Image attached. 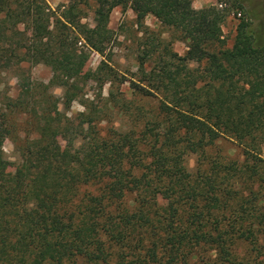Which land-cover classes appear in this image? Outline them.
Masks as SVG:
<instances>
[{
	"label": "trees",
	"instance_id": "1",
	"mask_svg": "<svg viewBox=\"0 0 264 264\" xmlns=\"http://www.w3.org/2000/svg\"><path fill=\"white\" fill-rule=\"evenodd\" d=\"M231 6L244 16L234 45L223 48ZM86 7L94 9L92 28L83 22ZM116 7L132 9L140 27L154 15L188 47L183 57L165 47L184 67L166 62L147 72L141 62L149 83L133 84L145 97L160 96L155 142L143 157L122 133L88 139L83 129L103 120L101 110L71 119L48 92L62 87L70 108L90 51L105 56L114 39ZM24 62L53 75L48 84L24 77L19 96L0 110V264H197L209 251L213 264H264V0L200 9L193 0H71L58 12L46 0H0V75ZM188 62L205 66L198 75ZM93 76L103 84L117 75L102 60ZM12 113L25 116L22 139ZM13 136L29 158L8 174L4 143ZM224 137L243 147V163L215 160L188 171V147ZM158 186L169 193L166 205ZM251 235L254 247L240 257L236 247Z\"/></svg>",
	"mask_w": 264,
	"mask_h": 264
},
{
	"label": "rangeland",
	"instance_id": "2",
	"mask_svg": "<svg viewBox=\"0 0 264 264\" xmlns=\"http://www.w3.org/2000/svg\"><path fill=\"white\" fill-rule=\"evenodd\" d=\"M46 1L52 9L58 12L71 0ZM246 1L247 7H259L262 2V0ZM212 4H218V0H193V6L196 9ZM84 13L86 17L83 18V22L91 28L94 27V9L86 7ZM243 16L244 13L241 10L230 7L222 25L223 36L220 46L232 48L238 23ZM109 27L115 31L114 39L109 44L105 56L97 51H90V59L80 74L79 82L82 91L78 98L72 102L70 108L64 109L62 103L64 89L62 87H51L48 92L60 98V110L66 112L71 119L75 120L84 111L101 110L100 115L103 120L97 125L93 123V130L87 126L83 129V135L88 139L95 135L94 131L97 132L96 135L100 136H105L107 133L118 136L122 133L127 141L130 140L140 145L139 155L143 157L147 154L148 147L155 142V133L158 127L155 115L160 96L154 94L145 97L138 90L139 87L135 86L136 83L140 86H147L149 83L140 68L141 62H144L143 67L147 72L153 68L161 67L166 62L171 63L170 67H184L183 61L175 57L171 59L166 54L165 47L168 45L170 51L183 57L188 48L187 43L178 39V34L162 24L154 15H148L144 27H140L136 14L130 8L124 10L121 7H116L111 14ZM102 60L113 67L117 75L105 80L103 84L97 82L93 76ZM204 66V62H188L186 67L194 68L199 75ZM52 75L49 66L41 63L30 65L27 62L2 72L0 75V110L4 109L8 98L16 99L19 96L24 77L30 78L32 83L48 84ZM10 117L16 123V134H19L22 139L27 130L25 116L12 113ZM57 143L62 147L66 141L59 137ZM17 145L14 136L8 137L4 143L6 154L4 169L8 174H13L29 158L28 154L23 156L20 153ZM183 159L188 171L195 173L200 168L204 169L210 166L215 160L222 162L234 160L241 164L244 162L245 156L243 147L237 141L224 137L219 138L213 144L195 142L185 151ZM156 197L161 205H166L170 199L169 193L163 186H158L156 189ZM255 238L254 235H251L248 241L238 243L236 248L240 257L254 247L251 241ZM255 255H257V251L252 253V257ZM214 259L213 252H203L197 264H213Z\"/></svg>",
	"mask_w": 264,
	"mask_h": 264
}]
</instances>
